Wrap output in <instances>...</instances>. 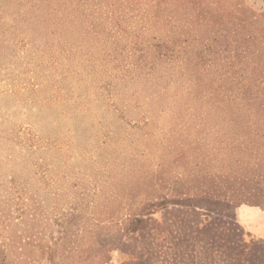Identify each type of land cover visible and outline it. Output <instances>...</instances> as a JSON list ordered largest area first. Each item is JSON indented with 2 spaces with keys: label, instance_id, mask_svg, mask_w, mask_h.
<instances>
[{
  "label": "rangeland",
  "instance_id": "obj_1",
  "mask_svg": "<svg viewBox=\"0 0 264 264\" xmlns=\"http://www.w3.org/2000/svg\"><path fill=\"white\" fill-rule=\"evenodd\" d=\"M1 251L264 264V0H0Z\"/></svg>",
  "mask_w": 264,
  "mask_h": 264
},
{
  "label": "trees",
  "instance_id": "obj_2",
  "mask_svg": "<svg viewBox=\"0 0 264 264\" xmlns=\"http://www.w3.org/2000/svg\"><path fill=\"white\" fill-rule=\"evenodd\" d=\"M204 199H207V201L209 202V203H207V205H209V206H210V203H214V202H212L214 200H212L211 198H209V196H205ZM47 249L48 250L45 251V249L43 248V258H45L46 260L49 259L50 261H52V259H53V255H52V252H51V249L52 248H50V247L48 248L47 247ZM0 258L3 261L4 264H10L9 260L7 259L6 254H4L3 251L0 252Z\"/></svg>",
  "mask_w": 264,
  "mask_h": 264
}]
</instances>
